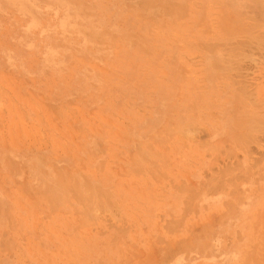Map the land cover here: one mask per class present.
Returning a JSON list of instances; mask_svg holds the SVG:
<instances>
[{
  "label": "rangeland",
  "instance_id": "obj_1",
  "mask_svg": "<svg viewBox=\"0 0 264 264\" xmlns=\"http://www.w3.org/2000/svg\"><path fill=\"white\" fill-rule=\"evenodd\" d=\"M255 1L0 0V264H264Z\"/></svg>",
  "mask_w": 264,
  "mask_h": 264
},
{
  "label": "bare ground",
  "instance_id": "obj_2",
  "mask_svg": "<svg viewBox=\"0 0 264 264\" xmlns=\"http://www.w3.org/2000/svg\"><path fill=\"white\" fill-rule=\"evenodd\" d=\"M258 1H259L260 4H262V3H261L262 1H260V0H258ZM255 2H256V3H255ZM255 2H254V5L256 4V6H255L256 8L258 7L257 5L260 6V4H257V0H256ZM263 6H264V4H262V6H260V8H258L257 10H258V11H259V10H260V11L264 10V9H263V8H264ZM256 8H255V9H256ZM255 11H256V10H255ZM260 11H259V12H260ZM259 12H258V13H259ZM258 13H256V16L258 15ZM261 13H262V12H261ZM261 13H259V14L262 15ZM260 15H259V16H260ZM263 15H264V12H263ZM261 17H262V16H261ZM263 17H264V16H263ZM263 17H262V18H263ZM239 18H241V17H239ZM257 18H258V19H257ZM256 19L258 20V22L261 21V20L259 19L258 16L256 17ZM237 20H238V19H237ZM263 20H264V18H263ZM255 21H256V20H255ZM242 23H243V21H242ZM253 24H254V23H253ZM255 24H257V23H255ZM263 25H264V24H263ZM243 26L245 27V28H243V29H247L245 25H243ZM257 26H260V24L258 23ZM261 26H262V25H261ZM240 28H241V26H240ZM252 28H254V27H252ZM243 29H242V30H243ZM249 29H250V28H249ZM251 30H252V29H251ZM243 31H244V30H243ZM260 35H261V34H260ZM263 36H264V35H263ZM243 37H244V36H243ZM234 47H236V46H234ZM177 248H179V247H177ZM178 250H179V249H178Z\"/></svg>",
  "mask_w": 264,
  "mask_h": 264
}]
</instances>
